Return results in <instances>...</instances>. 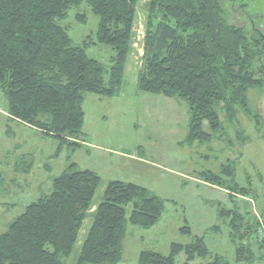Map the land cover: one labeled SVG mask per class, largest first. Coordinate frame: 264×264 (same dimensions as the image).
Instances as JSON below:
<instances>
[{
	"label": "trees",
	"instance_id": "obj_1",
	"mask_svg": "<svg viewBox=\"0 0 264 264\" xmlns=\"http://www.w3.org/2000/svg\"><path fill=\"white\" fill-rule=\"evenodd\" d=\"M136 2L0 0V90L9 116L61 144L75 140L73 144L79 146L85 135V94L113 97L124 83L132 52L135 9L131 8ZM83 3L99 17V24L95 37L89 35L76 44L60 22ZM255 3L241 0L245 18L238 12L230 14L222 0H151L148 4L138 89L186 102L187 143L210 142L215 132L223 130L221 112L229 124L239 119L240 112L252 116L248 91L264 86V66L258 64L264 33L251 16L260 17L252 9ZM77 18L86 20L85 15ZM97 44L112 49L109 65L89 56L88 49ZM206 125L210 132L205 131ZM33 162L25 156L17 170L29 171ZM197 176L229 191L232 207L221 206L218 216L229 227L235 261L251 264L253 246L243 241L252 237L259 241L262 220L242 212L235 199L257 196L252 183L237 181V162L231 159L221 174L204 171ZM100 182L94 170L70 163L53 179L52 191L29 203L0 233V264H66L89 211L94 213L92 226L74 264H118L128 223L154 226L165 211V200L139 184L114 180L95 206ZM181 231L190 233L191 228L184 226ZM182 252L187 256L183 264L198 258L208 260L204 264H230L225 256L211 253L203 236L186 244L173 242L168 254L142 251L138 264H176Z\"/></svg>",
	"mask_w": 264,
	"mask_h": 264
},
{
	"label": "rangeland",
	"instance_id": "obj_2",
	"mask_svg": "<svg viewBox=\"0 0 264 264\" xmlns=\"http://www.w3.org/2000/svg\"><path fill=\"white\" fill-rule=\"evenodd\" d=\"M230 1L222 0L230 14L238 12L245 18L241 0ZM256 1L258 4L255 3L252 9L254 7L260 17L256 19L253 13L251 16L264 33V0ZM150 2L137 0L135 4L132 52L118 95L85 94L82 128L85 135L79 146L73 144L75 140L61 144L37 128L10 119L8 102L0 90V233L29 203L49 194L53 179L75 162L79 169L94 170L101 177L94 198L95 206L101 201L109 182L114 180L139 184L165 200V211L154 226L144 228L128 223L118 264H138L142 251L168 254L173 242L190 243L195 236H203L211 253L225 256L230 264H249L235 261L229 227L218 216L221 206L232 207L227 198L229 193L210 187L197 174L204 171L221 174L228 159L236 160L237 181L242 185L252 183L259 193L264 190V86L248 91L252 116L240 112L239 119L229 124L225 113L221 112L223 130L215 132L210 142L187 143L189 117L186 102L138 89ZM78 15H85L86 20L80 21ZM60 23L68 29L73 41L80 44L89 35L95 37L99 17L83 3L72 8ZM112 52L106 45H91L88 49L90 57L105 65L110 64ZM258 61L259 66H264V50ZM205 131L210 132L208 125ZM25 156L33 159L32 167L29 171H18L17 163ZM26 162L20 163L21 166L25 167ZM236 198L238 203L241 202ZM127 208L130 212L131 206ZM261 209L256 202L255 207L251 204L248 210L256 215L261 214ZM93 217L94 213L89 211L66 264H74ZM262 222L260 227L264 226V220ZM184 226H189L191 232H182ZM250 240L244 239L243 242L253 246L255 259L251 264H264V247L259 245L264 246V237L259 234V241L255 237ZM186 259L185 252H182L176 264H183ZM207 261L198 258L190 264Z\"/></svg>",
	"mask_w": 264,
	"mask_h": 264
},
{
	"label": "crops",
	"instance_id": "obj_3",
	"mask_svg": "<svg viewBox=\"0 0 264 264\" xmlns=\"http://www.w3.org/2000/svg\"><path fill=\"white\" fill-rule=\"evenodd\" d=\"M8 117H9V114H8ZM10 119H12V118H10ZM13 120V119H12ZM17 121V120H16ZM18 122H20V121H18ZM23 123V122H22ZM25 124V123H24ZM25 125H27V124H25ZM29 126V125H28ZM207 184V183H206ZM208 185V184H207ZM209 186L210 187H212V188H214V189H221V188H218V187H216V186H213V185H210L209 184ZM226 194L227 193H229V191H227V190H225V189H222ZM255 190H256V194H257V196H254L253 194L252 195H250V196H242V195H237L236 197H238L239 199H240V201L241 202H239L240 203V207H241V210H242V212H249L250 214H252L253 215V213H252V211H249L248 209L250 208V206H251V204H253V206L255 207V205H256V202L262 207V209H261V214H258V213H256V215L255 216H257L258 218H259V220H264V204H263V202H264V190L263 191H261L260 193H259V191H258V189L257 188H255ZM262 194H263V196H262ZM227 198L229 199V197H228V194H227ZM237 199V198H236ZM260 200H262V201H260Z\"/></svg>",
	"mask_w": 264,
	"mask_h": 264
},
{
	"label": "built area",
	"instance_id": "obj_4",
	"mask_svg": "<svg viewBox=\"0 0 264 264\" xmlns=\"http://www.w3.org/2000/svg\"><path fill=\"white\" fill-rule=\"evenodd\" d=\"M263 223V222H262ZM259 234H260V237L263 238L264 237V226H262L259 230Z\"/></svg>",
	"mask_w": 264,
	"mask_h": 264
},
{
	"label": "water",
	"instance_id": "obj_5",
	"mask_svg": "<svg viewBox=\"0 0 264 264\" xmlns=\"http://www.w3.org/2000/svg\"><path fill=\"white\" fill-rule=\"evenodd\" d=\"M131 9L133 10V9H135V8L132 7Z\"/></svg>",
	"mask_w": 264,
	"mask_h": 264
},
{
	"label": "bare ground",
	"instance_id": "obj_6",
	"mask_svg": "<svg viewBox=\"0 0 264 264\" xmlns=\"http://www.w3.org/2000/svg\"><path fill=\"white\" fill-rule=\"evenodd\" d=\"M143 50V49H142Z\"/></svg>",
	"mask_w": 264,
	"mask_h": 264
}]
</instances>
